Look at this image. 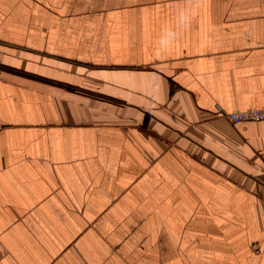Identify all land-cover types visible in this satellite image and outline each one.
<instances>
[{
	"label": "crops",
	"instance_id": "1",
	"mask_svg": "<svg viewBox=\"0 0 264 264\" xmlns=\"http://www.w3.org/2000/svg\"><path fill=\"white\" fill-rule=\"evenodd\" d=\"M264 0H0V264H264Z\"/></svg>",
	"mask_w": 264,
	"mask_h": 264
},
{
	"label": "built area",
	"instance_id": "2",
	"mask_svg": "<svg viewBox=\"0 0 264 264\" xmlns=\"http://www.w3.org/2000/svg\"><path fill=\"white\" fill-rule=\"evenodd\" d=\"M223 117L232 124L264 121V109H254L236 113H226Z\"/></svg>",
	"mask_w": 264,
	"mask_h": 264
}]
</instances>
